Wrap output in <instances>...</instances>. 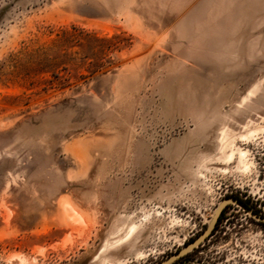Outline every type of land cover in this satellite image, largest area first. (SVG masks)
<instances>
[{"label": "rangeland", "instance_id": "374dc122", "mask_svg": "<svg viewBox=\"0 0 264 264\" xmlns=\"http://www.w3.org/2000/svg\"><path fill=\"white\" fill-rule=\"evenodd\" d=\"M232 198L264 217V0H0V264H161ZM177 264H264V225Z\"/></svg>", "mask_w": 264, "mask_h": 264}, {"label": "water", "instance_id": "95a60500", "mask_svg": "<svg viewBox=\"0 0 264 264\" xmlns=\"http://www.w3.org/2000/svg\"><path fill=\"white\" fill-rule=\"evenodd\" d=\"M228 204H235L239 207H241L244 211H246L252 218L257 220L260 223L264 224V217L261 215L256 214L254 211H252L245 203H243L239 199H226L224 200L217 208L213 218L211 219L207 229L193 242H191L189 245H187L185 248H183L181 251L176 253L174 256L168 258L161 264H173L179 259L183 258L184 256L188 255L189 253L193 252L195 249H197L203 242L207 240V238L211 235L212 231L214 230L220 215L222 214L224 208Z\"/></svg>", "mask_w": 264, "mask_h": 264}, {"label": "bare ground", "instance_id": "6f19581e", "mask_svg": "<svg viewBox=\"0 0 264 264\" xmlns=\"http://www.w3.org/2000/svg\"><path fill=\"white\" fill-rule=\"evenodd\" d=\"M224 145H225V143H224ZM241 156H242L243 159L246 157L245 153H243V152H242V155H241ZM233 157H234V156L231 155V156H230V160H232ZM245 168L248 169V165H245Z\"/></svg>", "mask_w": 264, "mask_h": 264}, {"label": "trees", "instance_id": "16d2710c", "mask_svg": "<svg viewBox=\"0 0 264 264\" xmlns=\"http://www.w3.org/2000/svg\"><path fill=\"white\" fill-rule=\"evenodd\" d=\"M262 225H264L263 223H261ZM197 249L194 250V252L196 251ZM189 255V254H188ZM188 255L184 256L183 258L179 259L178 261H176L174 264H177V263H180L182 260L186 259L188 257Z\"/></svg>", "mask_w": 264, "mask_h": 264}, {"label": "flooded vegetation", "instance_id": "af4514ba", "mask_svg": "<svg viewBox=\"0 0 264 264\" xmlns=\"http://www.w3.org/2000/svg\"><path fill=\"white\" fill-rule=\"evenodd\" d=\"M242 201V200H241ZM243 203H245L246 205H247V203L246 202H244V201H242ZM248 206V205H247Z\"/></svg>", "mask_w": 264, "mask_h": 264}]
</instances>
